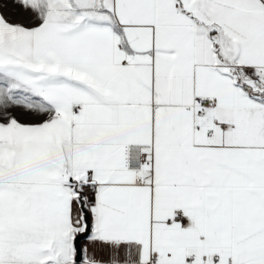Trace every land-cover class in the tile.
I'll list each match as a JSON object with an SVG mask.
<instances>
[{"label": "snow or ice", "instance_id": "6c2138e0", "mask_svg": "<svg viewBox=\"0 0 264 264\" xmlns=\"http://www.w3.org/2000/svg\"><path fill=\"white\" fill-rule=\"evenodd\" d=\"M15 3L0 264H264V0Z\"/></svg>", "mask_w": 264, "mask_h": 264}, {"label": "crops", "instance_id": "0c3cea01", "mask_svg": "<svg viewBox=\"0 0 264 264\" xmlns=\"http://www.w3.org/2000/svg\"><path fill=\"white\" fill-rule=\"evenodd\" d=\"M0 14H2L5 18L9 20L11 23H26L27 18H24L20 14L17 13L16 9L13 10V14L9 15L5 9V1L1 2L0 0Z\"/></svg>", "mask_w": 264, "mask_h": 264}, {"label": "rangeland", "instance_id": "374dc122", "mask_svg": "<svg viewBox=\"0 0 264 264\" xmlns=\"http://www.w3.org/2000/svg\"><path fill=\"white\" fill-rule=\"evenodd\" d=\"M3 1H5V9H6L7 14L12 15L13 10L16 9L18 14H20L24 18H27L28 14L22 8L16 5L15 0H1V2Z\"/></svg>", "mask_w": 264, "mask_h": 264}]
</instances>
